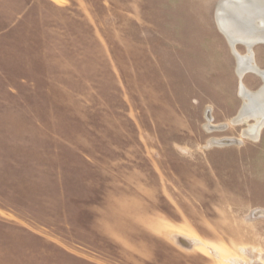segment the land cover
<instances>
[{"label":"rangeland","instance_id":"1","mask_svg":"<svg viewBox=\"0 0 264 264\" xmlns=\"http://www.w3.org/2000/svg\"><path fill=\"white\" fill-rule=\"evenodd\" d=\"M222 1L0 0V264H264Z\"/></svg>","mask_w":264,"mask_h":264},{"label":"bare ground","instance_id":"2","mask_svg":"<svg viewBox=\"0 0 264 264\" xmlns=\"http://www.w3.org/2000/svg\"><path fill=\"white\" fill-rule=\"evenodd\" d=\"M215 22L235 58V72L239 80L245 72H252L261 77L264 85V70L255 64L253 52H250L252 46L264 43V0H224L216 9ZM236 43L246 47V54L241 55L236 51ZM240 85L239 95L246 100L241 105L239 116L231 119V122L235 125L253 119L254 123L242 131V135L257 141L264 127V86L253 93L241 89Z\"/></svg>","mask_w":264,"mask_h":264},{"label":"water","instance_id":"3","mask_svg":"<svg viewBox=\"0 0 264 264\" xmlns=\"http://www.w3.org/2000/svg\"><path fill=\"white\" fill-rule=\"evenodd\" d=\"M262 83H263V81H262ZM263 86H264V85H263ZM263 86H262V87H263ZM262 87H261V88H262ZM260 90H261V89H260Z\"/></svg>","mask_w":264,"mask_h":264}]
</instances>
